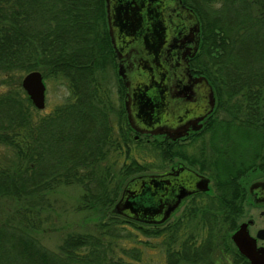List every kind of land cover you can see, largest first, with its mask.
I'll list each match as a JSON object with an SVG mask.
<instances>
[{"label":"trees","instance_id":"1","mask_svg":"<svg viewBox=\"0 0 264 264\" xmlns=\"http://www.w3.org/2000/svg\"><path fill=\"white\" fill-rule=\"evenodd\" d=\"M184 2L202 27L193 66L214 84L224 113L216 160L264 162V0ZM108 42L104 0H0V76L8 87L0 91V264H141L157 246L168 264H213L229 235L220 199L193 200L169 223L115 210L128 180L160 173L171 159L159 142L123 151L133 138L102 79ZM33 70L67 80L71 96L43 114L22 86ZM174 154L193 162L187 145ZM74 184L83 190L79 209L97 215L94 230L70 232L51 249L37 233L50 220L52 195Z\"/></svg>","mask_w":264,"mask_h":264},{"label":"flooded vegetation","instance_id":"2","mask_svg":"<svg viewBox=\"0 0 264 264\" xmlns=\"http://www.w3.org/2000/svg\"><path fill=\"white\" fill-rule=\"evenodd\" d=\"M181 1H183L181 4L186 15H189L191 10L195 12L184 0ZM178 9H180V5L171 7L168 0H160L157 3L144 2V0H104L109 37L107 44L109 54L105 57V71L109 67H115L117 71L119 101L125 110L130 137L133 138L132 141H129L128 146L123 145V151L129 150L131 154H135L138 141L149 144L152 142L161 143L163 153L166 157L169 155V159H171L169 164L167 161L165 162L166 166L161 170V173L145 174L175 176L177 180L179 179L176 191L181 189L187 191L166 223L173 221L171 218L180 212L184 202L180 214L175 218L180 217L186 206L193 200L220 199L224 201V218L228 222L229 229L227 230L230 234L226 236L225 243L222 242L221 247L214 253L212 263L252 264L250 259L240 252L234 242L233 234L244 226L256 251L264 257V162L257 160L254 164L249 165L243 158L240 161L234 159L232 161V154L227 157L229 161L217 162L216 155L218 156L219 151L215 150L214 146L223 144V135L221 131H216V127L219 126V121L223 119L224 113L220 112L216 88L209 79L208 85L214 91L215 105L214 108H211L208 103V107L207 105L202 106L207 101L210 89L206 83L197 81V79L207 78V76L198 73L192 63L200 51L202 27L200 25L198 45L196 25H192L185 32L186 26H182L176 21L175 11ZM177 13L180 15L179 12ZM136 18L141 19L138 26H136ZM165 21L168 29H165ZM157 30H160L161 34L168 30V35L165 38L167 44L160 54L158 63L154 65L155 74L161 80L158 84L159 87L148 88L146 82L138 83L139 79H142L138 77L145 73L138 71L141 69L139 63H144L143 59L141 60L143 55L135 53L139 51V46L135 47L131 41L138 38V40L144 41L145 45L149 44L152 41L150 34ZM197 45L198 48L193 53L192 50ZM176 53L181 54L187 62V74L192 79L189 80V76L183 71L178 72L180 69L178 61L172 62L173 55ZM145 68L151 67L147 63ZM120 70L125 74V77L121 75ZM167 71L169 74L166 75V80L163 76L158 75L160 72L167 73ZM148 77L150 78V74ZM144 94L154 99L156 106L150 111L140 114L142 112H140L141 104L138 98L143 97ZM176 101V104L187 101L188 105L178 108L175 107ZM200 107L202 111H200ZM179 109L184 112L187 118L184 121L179 119L178 126L173 127L167 115L170 112L175 115ZM176 131L183 135L175 137ZM227 132L230 135V132ZM183 145H187V149L193 152V162L174 154V151ZM182 165L198 175L208 178L209 190L197 191L191 187L186 188L182 183V177L186 175ZM223 169L227 170L222 171ZM226 177L228 179L226 187L219 188L216 184L217 179ZM179 194L176 193V195ZM201 240L202 237H199V242Z\"/></svg>","mask_w":264,"mask_h":264},{"label":"water","instance_id":"3","mask_svg":"<svg viewBox=\"0 0 264 264\" xmlns=\"http://www.w3.org/2000/svg\"><path fill=\"white\" fill-rule=\"evenodd\" d=\"M153 2L157 3L160 0H144V2ZM178 1V2H177ZM183 1L181 0H168V3L171 7H175L177 5H180V9L176 10V16L178 21L182 26H186L184 28V31L187 32L189 27L192 25H196V33L197 35V43L199 45V39H200V19L197 16V13H195L193 10H191V13L189 15H186V12H184V8L182 6ZM180 15H178V13ZM199 24H198V22ZM141 22L140 18H136V26H138ZM184 22V23H182ZM197 23V24H196ZM166 25V21L164 22ZM167 25H166V28ZM168 31V30H167ZM167 31L161 34L160 30L152 32L150 36L152 37V41L149 44L144 43L142 40H138V38H134L131 43L135 47L139 46V51L135 52L142 56L141 60L143 59L142 64L139 63L140 68L138 71L145 72L144 74H141L138 78L141 82H146L148 88L152 87H159L158 84L161 81L155 74L154 71V65L158 63V60L160 59V54L162 53L164 47L167 44V41H165L167 34ZM137 41V44H135ZM198 45L196 48L192 50L193 53L198 48ZM181 49V48H179ZM150 57H153L152 59ZM178 61V67H180L179 71H183L186 75L188 70V64L185 61V59L182 57L181 54L176 53L173 55L172 62L175 63ZM148 63L149 67L151 68H145L146 64ZM168 66V64H166ZM144 67V69H143ZM153 69V70H151ZM172 70V69H171ZM151 71L150 78L148 77V72ZM140 72V73H142ZM121 75L125 77V74L120 70ZM167 73L160 72L158 75L163 76L166 80ZM189 76V75H188ZM192 79L189 76V80ZM197 81H202L207 84V87H209V96L207 98L206 103L204 105H210L211 108H214L215 105V96L214 91L212 87L210 88L209 80L206 77L198 78ZM22 86L27 92V94L30 96L32 102L34 103L35 107L43 110L46 107V83L44 79V75L40 70H33L27 73L23 80H22ZM141 107H140V114H143L144 112H148L151 109L156 106V103L154 102V99H152L150 96H147L144 94L143 97L138 98ZM175 107H186L188 105L187 101H183L181 103L176 104ZM207 105V107H208ZM201 106V107H202ZM200 107V111H202V108ZM211 111V110H210ZM131 114V112H130ZM150 114V113H149ZM177 114V115H176ZM176 115L175 119L174 116ZM174 113L170 112L167 117L170 120V123L173 127H177L180 121L186 120V116L184 115V112L179 109V112ZM177 135L175 137L183 135V133L176 131ZM182 167H184L182 165ZM184 172H186V175L182 177V183L186 188H194V190H201V191H207L209 190V179L198 175L196 172L187 169L182 168ZM179 180V179H178ZM178 180L177 177L172 175H141L135 178H132L130 182L125 186L123 191V196L120 199V201L117 203L115 210L121 214H125L128 216H131L135 219L146 221L150 223H163L165 222L171 215L172 211H174L180 204L181 199L183 196L187 194V191H183L182 189L180 191H176L178 187ZM191 192V191H189ZM176 193H180L179 195H176ZM233 239L236 245L238 246L240 252H242L245 256H247L252 264H264V257L260 256L258 251L255 249V245L251 241V238H249V234L247 229L242 226L236 233L233 234Z\"/></svg>","mask_w":264,"mask_h":264},{"label":"rangeland","instance_id":"4","mask_svg":"<svg viewBox=\"0 0 264 264\" xmlns=\"http://www.w3.org/2000/svg\"><path fill=\"white\" fill-rule=\"evenodd\" d=\"M103 74L104 76L102 79L109 87L112 97L117 104L120 103L118 92L119 78L115 67H109V69H107V71H105ZM24 76L22 77V80ZM1 79L2 76H0V91H3L8 87L1 83ZM45 83L47 87L46 107L41 110L43 114L52 111L57 104L64 102L71 96V89L67 80L45 78ZM0 150H2V147H0ZM82 191V187L77 184L62 185L52 195L54 202L53 209L50 214H48L50 220L45 222L42 227L43 229L37 233L38 237L47 247L51 249H57L63 238L70 232L94 230V225L96 222L95 218H97V215L92 214L91 211L79 209ZM184 204L185 202L182 204L181 209L183 208ZM180 212L171 218V220H175V217H177ZM152 242H157V239L152 238ZM141 264H168L164 247L157 246L155 248H147L145 250L144 259Z\"/></svg>","mask_w":264,"mask_h":264}]
</instances>
